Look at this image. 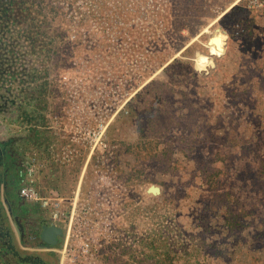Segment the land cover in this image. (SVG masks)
<instances>
[{
  "label": "rangeland",
  "instance_id": "obj_1",
  "mask_svg": "<svg viewBox=\"0 0 264 264\" xmlns=\"http://www.w3.org/2000/svg\"><path fill=\"white\" fill-rule=\"evenodd\" d=\"M40 1L48 42L30 64L28 107L37 115L43 96L59 148L78 158L73 167L51 159L34 186L66 207L87 203L92 224L79 220L92 228L86 260L72 234L65 250L58 236L57 255L47 245L31 253L44 264H264V0ZM217 29L223 51L211 54ZM198 55L210 63L197 67ZM178 59L189 65L165 69ZM17 77L1 96L19 108ZM0 122L24 131L20 110ZM99 126L104 152L87 140ZM213 168L223 175L210 190Z\"/></svg>",
  "mask_w": 264,
  "mask_h": 264
},
{
  "label": "flooded vegetation",
  "instance_id": "obj_2",
  "mask_svg": "<svg viewBox=\"0 0 264 264\" xmlns=\"http://www.w3.org/2000/svg\"><path fill=\"white\" fill-rule=\"evenodd\" d=\"M36 45L38 55L36 58L41 61L44 58L42 55L44 45L42 41H38ZM27 51V42L23 37L17 36L15 54L10 62L12 65L4 73L0 65V116L11 121L14 114L20 110L21 120L25 123L24 131L19 136L13 133L10 126V129L6 128L4 132L0 122V264H44L31 251L39 245H46L41 241L40 233L44 226H48L49 220L45 215L41 216L43 210L38 208L37 203L21 196L20 191L27 177L26 170L34 165V161L39 163L37 168L42 170L51 159H54L56 163L55 154L60 149L58 146L60 138L54 135V126L47 121L48 115L43 96H38L37 115H33V111L29 110ZM39 68L42 70L43 66ZM18 71L21 72L20 80H24L20 90L24 96V102L19 108L18 105L15 107L13 102L4 103L1 96V83L6 79L9 82H13L14 79L18 80L19 75L13 78L10 76L11 73ZM40 80L43 81V78ZM56 198L60 197L56 196ZM9 218L12 229L8 225ZM13 230L20 240L18 248L13 245ZM61 235L64 239L63 231ZM56 245L50 246L49 252L57 255L56 249L59 247Z\"/></svg>",
  "mask_w": 264,
  "mask_h": 264
},
{
  "label": "trees",
  "instance_id": "obj_3",
  "mask_svg": "<svg viewBox=\"0 0 264 264\" xmlns=\"http://www.w3.org/2000/svg\"><path fill=\"white\" fill-rule=\"evenodd\" d=\"M246 1L247 0H241L238 6H243ZM49 9L50 8H48V6L45 4L43 5L40 0H0V65L3 67V73L5 72V70L7 71L8 68L12 65L10 63L12 60L11 57L15 54L16 39L17 36H19L23 37L28 45V51L26 53V56H28L27 62L29 63V69L27 76L28 78H30L31 73L36 74L35 72L37 70H35L34 72L32 70V67H30V64L33 59L35 60V58L38 57L36 50L37 42L42 41L43 45L48 42V40L46 39V33L43 22L45 23V21L50 18L51 12H49ZM235 9L236 6L231 9V11L228 13V16H232L234 12L233 10ZM211 39L213 41V44H210L209 47L211 54L222 52L225 35L217 29L212 34ZM187 52L189 53V50H185L184 56ZM42 55L45 59V45L44 52ZM209 63V58L198 55L196 61L197 67L204 68ZM178 64L189 65L188 62L185 63L181 59H178L173 60L165 69H167V71L172 70ZM15 75H19L20 77L21 72L18 71L10 74L12 78ZM179 76L174 75V77H177V79H179ZM189 77L190 74L187 76V79ZM192 77H194V73ZM177 79L172 78V80ZM23 81L24 80H20L21 83H23ZM218 157L219 156L217 155V158ZM221 159V161L223 162V158ZM207 173L205 178L206 186L210 190H214V185L220 183L218 180L220 179V177H222L223 174L221 170H217L215 168H213L208 174ZM222 196L225 198V204L222 205L227 206L231 193L226 191L222 194ZM210 203L211 200L204 199L201 201V207H203L205 210H211ZM227 210L229 211V208L226 207L225 211ZM228 217L235 218L230 213H228ZM230 225L232 226V223H230Z\"/></svg>",
  "mask_w": 264,
  "mask_h": 264
},
{
  "label": "built area",
  "instance_id": "obj_4",
  "mask_svg": "<svg viewBox=\"0 0 264 264\" xmlns=\"http://www.w3.org/2000/svg\"><path fill=\"white\" fill-rule=\"evenodd\" d=\"M102 127V126H101ZM100 128V126H99ZM101 129V128H100ZM92 131H89L88 134H91ZM94 138L91 136L87 137L89 145H91L92 142L94 143V146L97 144H100V147L98 149L101 152H104L107 149V146L104 143L103 140V131L101 129L100 132H93ZM86 140V138H85ZM72 141V140H70ZM94 149V147H91V151ZM55 162L60 163L63 167H73L75 165V161L78 158V152L75 148H73L70 144L67 147L60 148L58 153L55 154ZM38 166L35 164L30 166L26 170V179L24 181V184L21 188L20 195L23 197H26L31 202H36L41 210L46 211L48 214V220L50 225L58 226L64 233H65V241H64V250L68 246L69 243V236L72 234V237L75 238L74 242H79L81 246L80 254L77 255V257H82L84 260L87 258L85 257L86 254H88L90 248H89V239L86 237L87 234H89L88 229L92 228L90 223L91 221V214L92 210L89 208L88 205H83L82 210L76 207V205L73 203L71 206H64V199L62 198H41L37 195L35 186H34V172ZM39 170V169H38ZM83 213V218L87 219L90 223L82 222L79 220L81 217V214ZM47 225V224H46ZM81 228H84L85 236H83V239H79V236L81 235L82 231ZM80 248V247H79ZM64 256V252L61 255V259ZM59 264H65L62 262V260H59ZM71 264V263H66ZM72 264H76L75 261H73Z\"/></svg>",
  "mask_w": 264,
  "mask_h": 264
},
{
  "label": "water",
  "instance_id": "obj_5",
  "mask_svg": "<svg viewBox=\"0 0 264 264\" xmlns=\"http://www.w3.org/2000/svg\"><path fill=\"white\" fill-rule=\"evenodd\" d=\"M61 234L62 230L59 227L53 225L44 226L40 233V239L44 244L54 246L57 243V237L61 236Z\"/></svg>",
  "mask_w": 264,
  "mask_h": 264
}]
</instances>
